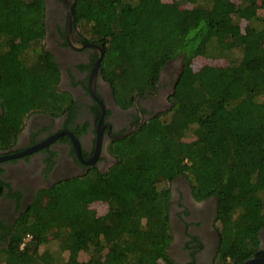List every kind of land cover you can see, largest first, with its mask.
Segmentation results:
<instances>
[{
  "label": "trees",
  "instance_id": "trees-1",
  "mask_svg": "<svg viewBox=\"0 0 264 264\" xmlns=\"http://www.w3.org/2000/svg\"><path fill=\"white\" fill-rule=\"evenodd\" d=\"M260 10L264 0H76L75 21L102 45L101 72L118 102L152 91L169 62L181 59L182 70L170 108L113 146L108 172L66 179L38 195L0 250V264H176L167 250L170 183L179 175L195 177L198 198H216L219 253L230 264L257 255L264 227ZM45 35V0H0V102L9 132L31 110L57 113L71 104L50 101L60 71ZM197 57L228 64L194 70ZM96 201L108 210L91 207Z\"/></svg>",
  "mask_w": 264,
  "mask_h": 264
},
{
  "label": "flooded vegetation",
  "instance_id": "flooded-vegetation-1",
  "mask_svg": "<svg viewBox=\"0 0 264 264\" xmlns=\"http://www.w3.org/2000/svg\"><path fill=\"white\" fill-rule=\"evenodd\" d=\"M45 1V50L59 67L58 91L71 104L57 113L31 110L9 132L0 102V250L9 247L17 221L41 192L66 179L108 172L116 163L113 146L170 108L169 97L182 70L181 59L171 61L152 91L118 102L100 65L96 67L100 51L94 45H102L88 40L75 21L76 0ZM15 154L19 156H11ZM171 184V259L176 264H230L219 253L216 198L195 196L185 175ZM259 239L254 256L264 257V227Z\"/></svg>",
  "mask_w": 264,
  "mask_h": 264
},
{
  "label": "rangeland",
  "instance_id": "rangeland-1",
  "mask_svg": "<svg viewBox=\"0 0 264 264\" xmlns=\"http://www.w3.org/2000/svg\"><path fill=\"white\" fill-rule=\"evenodd\" d=\"M173 1H175V0H163V2L164 3H172ZM183 7H185V8H190L191 7V5H184ZM262 16H264V11L263 10H260V12H259ZM245 25V22L243 21V23H242V26H244ZM80 28H81V31L84 33V35L87 37L88 36V34H87V28L86 27H82V26H79ZM180 60V59H179ZM228 64V62H227V60L226 59H224V58H219V59H215V58H206V57H197L195 60H194V62H193V69L194 70H199L201 67H203V66H205V65H210V66H216V67H224V66H226ZM30 94H32V95H34L35 96V94L34 93H30ZM29 94V96L27 95L26 97H25V100L23 101V103L25 104V106H29L31 103H30V99L31 98H33V96H31ZM28 101V102H27ZM50 101H52V105H60L61 103L63 104H67L69 101H70V97L67 95V94H65V93H62V92H59V93H57L56 95H55V98H51V100ZM189 139H191V138H189L188 137V140ZM202 174H204V173H201L198 177H197V179H196V181H197V185L199 186V188L201 189V190H204L208 185H209V182H208V178H207V176H204V175H202ZM188 178V181H189V183H190V185L191 186H193V183L195 184L196 182L194 181L195 180V177L193 178V176H192V178L189 176V177H187ZM194 179V180H193ZM170 187H172V184L170 183ZM91 207H93L94 209H97L98 211H99V213H103L104 211H107L108 210V208H109V205H108V203L107 202H101V201H96V202H93L92 204H91ZM52 247H53V250L55 249V248H57V246L56 245H52ZM64 255H66L67 256V254H65L64 253ZM63 255V256H64ZM65 256V257H66ZM87 258V256H86V254H84V253H82L81 254V259H86Z\"/></svg>",
  "mask_w": 264,
  "mask_h": 264
},
{
  "label": "water",
  "instance_id": "water-1",
  "mask_svg": "<svg viewBox=\"0 0 264 264\" xmlns=\"http://www.w3.org/2000/svg\"><path fill=\"white\" fill-rule=\"evenodd\" d=\"M96 47L99 48V51H100V58L98 59L97 63H96V67H98L101 63V59L103 57V49L100 47V46H97V45H94ZM72 136V139L74 140L75 142V145L78 147V151H80L79 149V144L76 140V138H74V136L72 134H70ZM13 157L15 156H19V154H15V155H11ZM239 264H264V257L263 256H252L248 259H246L245 261L239 263Z\"/></svg>",
  "mask_w": 264,
  "mask_h": 264
}]
</instances>
